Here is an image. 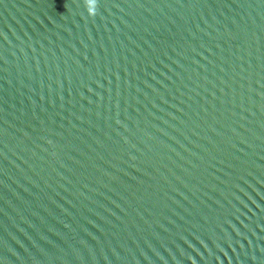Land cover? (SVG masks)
<instances>
[{
    "label": "water",
    "instance_id": "95a60500",
    "mask_svg": "<svg viewBox=\"0 0 264 264\" xmlns=\"http://www.w3.org/2000/svg\"><path fill=\"white\" fill-rule=\"evenodd\" d=\"M0 264H264V0H0Z\"/></svg>",
    "mask_w": 264,
    "mask_h": 264
},
{
    "label": "clouds",
    "instance_id": "9594fccd",
    "mask_svg": "<svg viewBox=\"0 0 264 264\" xmlns=\"http://www.w3.org/2000/svg\"><path fill=\"white\" fill-rule=\"evenodd\" d=\"M89 13H91V12H89Z\"/></svg>",
    "mask_w": 264,
    "mask_h": 264
}]
</instances>
